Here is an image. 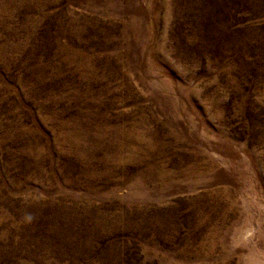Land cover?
<instances>
[{
  "label": "rangeland",
  "instance_id": "374dc122",
  "mask_svg": "<svg viewBox=\"0 0 264 264\" xmlns=\"http://www.w3.org/2000/svg\"><path fill=\"white\" fill-rule=\"evenodd\" d=\"M0 264H264V0H0Z\"/></svg>",
  "mask_w": 264,
  "mask_h": 264
}]
</instances>
